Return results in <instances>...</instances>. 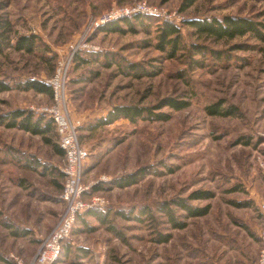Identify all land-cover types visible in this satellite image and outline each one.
<instances>
[{"label": "rangeland", "instance_id": "obj_1", "mask_svg": "<svg viewBox=\"0 0 264 264\" xmlns=\"http://www.w3.org/2000/svg\"><path fill=\"white\" fill-rule=\"evenodd\" d=\"M184 1L0 0V24L10 25V37L35 35L38 42L30 54L6 50L0 56V80L46 83L67 56L69 44L84 40L89 46L74 55L65 94L72 122L80 123L79 141L89 152L81 176L87 188L82 199L87 204L99 200L89 210L105 215L106 224L83 213L77 216L56 264H255L258 259L264 43L250 35L216 41L183 22L232 16L264 23V0H195L181 11ZM135 4L157 13L90 28L106 12ZM137 15L142 19L132 20L134 31L125 23L120 24L123 33L100 31ZM158 20L179 26L187 46H203L221 56H195L200 64L194 67L186 57L166 59L154 47ZM132 63L158 73L139 78L124 74L121 66ZM166 99L189 106L175 111L164 105ZM213 104L235 114L209 115ZM50 105L52 98L32 91L0 94V114L12 109L39 114ZM115 106L149 108L152 115L169 118L119 119L96 126ZM46 138L52 143L0 127V264H29L64 210V155L55 151V128ZM140 169L145 175L136 184H114ZM196 191L212 197L188 203L208 206V213L185 218L172 206L174 217L185 223L184 229H174L158 207L187 200ZM161 236L168 241L159 243Z\"/></svg>", "mask_w": 264, "mask_h": 264}, {"label": "trees", "instance_id": "obj_2", "mask_svg": "<svg viewBox=\"0 0 264 264\" xmlns=\"http://www.w3.org/2000/svg\"><path fill=\"white\" fill-rule=\"evenodd\" d=\"M195 0H185L181 6V11L188 9L193 5ZM141 16H134L132 18H127L122 21L111 23L104 27L102 32L104 33H123V29L120 26L121 23H125L129 26L131 31L134 28L131 27L132 20L141 21ZM183 24L193 29L198 35L206 36L212 38L216 41L226 40L231 41L236 38H242L245 36H252L258 41L264 43V23L257 22L251 18L246 17H232L223 16L221 19L211 18L205 20H187ZM10 25L6 23L0 24V56L4 54L6 50H12L14 52H24L30 54L38 47L37 37L35 35H20L11 38L10 37ZM146 27V26H144ZM146 29V28H145ZM155 31V44L154 47L157 51L165 55L166 59L173 60L176 58L186 57L193 67L199 65V62L194 60V57H205L206 54L215 55L217 59L221 55L212 50H208L203 46L192 44L187 46L183 41L181 34V29L174 23H169L167 21L158 20ZM95 55V54H94ZM95 57V56H94ZM104 63H108L107 59ZM109 64H107L108 66ZM121 71L126 75H133L134 77H141L145 74L149 76L157 75L156 72L148 73L144 72L140 65L129 64L125 69L121 66ZM12 90H17L21 92L32 91L37 94L47 95L52 98L51 87L39 79L27 78L22 81L10 84L0 80V94L3 92H9ZM165 106H169L175 111L182 110L189 106L188 102L174 99H166ZM209 115H223L231 116L234 113L232 109L222 112L220 104H213L207 108ZM169 116L167 114H154L152 115L151 109L140 108L136 106H115L107 114L104 119H100L96 126H105L114 123L119 119L129 120L134 123L136 120H149L154 119L155 121H166ZM0 127L6 129H15L34 136H41L47 144H51L52 141L46 138L47 135H54V124L50 118L44 114H37L31 110L24 109H12L4 114H0ZM55 151L63 155V151L58 144L54 145ZM26 167H30L28 163L25 164ZM141 174V175H140ZM145 175V170L140 169L134 173H131L119 180H115L114 184L119 188H126L136 184L140 177ZM212 197L210 193L196 191L193 192L187 200H178L175 202L165 203L161 205L159 210L165 213L174 229H184L185 223L179 222L173 214L172 206L181 209L185 213V218H196L206 215L209 211V207H195L188 203V200H201L208 199ZM84 216L94 217L106 224V216L100 214L97 210H87L83 213ZM79 216V215H78ZM113 231V230H111ZM114 232V231H113ZM167 236H161L159 243L167 242ZM65 242V241H64ZM63 242V243H64ZM62 243V247L64 244Z\"/></svg>", "mask_w": 264, "mask_h": 264}, {"label": "built area", "instance_id": "obj_3", "mask_svg": "<svg viewBox=\"0 0 264 264\" xmlns=\"http://www.w3.org/2000/svg\"><path fill=\"white\" fill-rule=\"evenodd\" d=\"M156 13L155 9L147 7L145 4H135L132 7L106 12L99 19L93 20L90 23V28L96 29L108 22L118 21L136 14L154 15ZM88 47L84 40L69 44L66 48L67 56L64 60L57 62L54 76L46 81L52 89V105L42 108L39 113L52 120L57 134V143L64 154V163L60 168L64 177L60 200L65 207L57 225L43 239L38 252L29 264H56L61 255L62 243L70 238L77 216L89 208L99 205V200L87 204L82 199L87 188L82 184L81 176L83 165L89 158V152L79 141L77 128L80 127V123L72 122L65 94L67 74L73 57L78 51L88 49ZM258 165L264 176V156L258 159ZM258 208L262 216L263 228L259 236L261 250L255 264H264V198Z\"/></svg>", "mask_w": 264, "mask_h": 264}, {"label": "crops", "instance_id": "obj_4", "mask_svg": "<svg viewBox=\"0 0 264 264\" xmlns=\"http://www.w3.org/2000/svg\"><path fill=\"white\" fill-rule=\"evenodd\" d=\"M27 134V133H26ZM58 154V153H57ZM60 155V154H59ZM64 155V154H63ZM63 155H61L63 157Z\"/></svg>", "mask_w": 264, "mask_h": 264}]
</instances>
